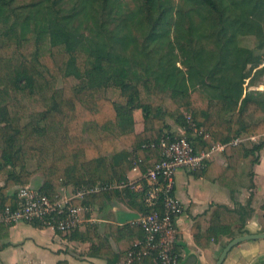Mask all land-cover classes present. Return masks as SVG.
I'll use <instances>...</instances> for the list:
<instances>
[{"label":"trees","instance_id":"16d2710c","mask_svg":"<svg viewBox=\"0 0 264 264\" xmlns=\"http://www.w3.org/2000/svg\"><path fill=\"white\" fill-rule=\"evenodd\" d=\"M13 1L0 0V174H6L0 186V211L17 205V189L11 194L8 190L26 186L34 172L42 174L38 190L51 201L58 198L61 185L77 190L126 182L134 167L144 173L159 161L157 144L165 134L178 135V127L186 129L185 137L195 151L208 150L212 143L224 144L225 172L236 174L246 162L249 181L239 184L254 187L252 169L264 143L231 142L264 134V91H244L243 87L246 66L260 58L237 44L239 37L255 35L261 40L259 46L263 45L264 0H182L218 41L214 68H204L210 56L203 48H188L187 43L201 33L187 16L189 27L185 36L176 35L175 46L187 67L184 78L179 77L180 68L170 54L161 52L155 58L163 46L149 48L158 39V45L166 43L171 49L173 38L156 34L170 24L173 7L169 0H140L127 14V19L146 23L150 29L141 49L133 37L113 36L121 53L114 50L109 37L100 40L97 34L78 33L65 22L21 18L9 8ZM116 1L75 0L73 10L79 3L86 13L98 12L103 20L104 11L111 10ZM182 19L179 16L174 22L177 32L182 30ZM130 42L132 50L127 49ZM137 54L145 61L136 59ZM150 54L158 65L153 66ZM258 73L263 74L264 67ZM135 110L143 119L140 132L135 130ZM183 112L191 114L195 127L206 136L187 129ZM28 160L36 161L34 172L27 169ZM123 191L131 201L139 199L142 214L151 210L143 204L142 195ZM118 194L116 189H103L85 194L82 203H100ZM249 202L233 208L212 204L192 222L194 244L207 250L223 238L230 241L249 233L243 230ZM108 227L119 234L142 235L138 225ZM99 253L106 257V264H116L117 257L109 248ZM134 263L154 264L151 257Z\"/></svg>","mask_w":264,"mask_h":264},{"label":"crops","instance_id":"0c3cea01","mask_svg":"<svg viewBox=\"0 0 264 264\" xmlns=\"http://www.w3.org/2000/svg\"><path fill=\"white\" fill-rule=\"evenodd\" d=\"M139 113L138 110L133 112L137 132L143 129V119ZM237 139L246 146H252L264 143V134ZM216 144L213 150L209 149L203 170L194 173L180 170L176 173L175 191L184 207V213L178 221L181 253L185 251V247L203 251L194 244L190 228L194 218L203 216L212 204L233 208L237 203L245 205L250 199V214L245 219L243 230L249 233H264V147L257 153L258 161L253 165L254 187L248 189L239 184V181L243 184L249 181L245 176L247 163H242L236 174L226 173L224 168L227 163L223 154L225 145ZM31 165L34 166L30 168ZM26 166L29 171L36 169L35 164H29L28 161ZM141 173L138 168H133L127 176L136 179ZM5 178V173L0 174V186L4 184ZM42 182V174L34 172L27 186L39 189ZM228 182L232 185L229 186ZM17 188L18 186H13L8 193L11 194ZM80 189L74 190L71 186L61 185L58 198L77 195ZM117 191V197L100 203H84L86 212L83 222L75 232H56L51 228L36 227L25 222L0 224V264H106V257L99 253L101 248L110 249L117 257L116 264H130L127 261V253L137 245L142 235L139 237L124 232L119 234L112 232L108 226L136 225L142 216L138 209L140 201H131L124 195L123 189ZM74 202L78 203V200ZM220 243L221 241L215 245ZM181 258V261L185 260L183 254ZM222 264H264V239L241 242L231 249Z\"/></svg>","mask_w":264,"mask_h":264},{"label":"built area","instance_id":"2783aa9c","mask_svg":"<svg viewBox=\"0 0 264 264\" xmlns=\"http://www.w3.org/2000/svg\"><path fill=\"white\" fill-rule=\"evenodd\" d=\"M183 116L187 129L206 136L201 129L195 127L189 112H183ZM176 131L178 135L165 134L160 139L157 144L159 161L136 179L127 178L126 182L108 186L81 188L77 195L54 201L38 189L27 185L18 187L17 205L7 206L0 211V224L25 222L51 228L56 232H71L83 222L86 210L82 200L85 194L109 188L128 189L142 195L143 204L151 208L136 222L142 230V238L127 253L128 263L151 257L154 264H178L181 259L178 251V221L184 213V207L175 191L176 173L180 170L190 173L203 170L209 149L213 150L217 144L212 143L208 150L195 151L192 142L185 137L186 129L178 127ZM240 142V139H234L231 143ZM76 199L78 203L74 202Z\"/></svg>","mask_w":264,"mask_h":264},{"label":"rangeland","instance_id":"374dc122","mask_svg":"<svg viewBox=\"0 0 264 264\" xmlns=\"http://www.w3.org/2000/svg\"><path fill=\"white\" fill-rule=\"evenodd\" d=\"M168 4L173 7V10L170 11L168 16V22H170V24L167 25L166 28L165 26L160 27V31H157L156 34H166L171 39L173 38V42H171V49L166 47V43L158 45V42L160 41L158 39L154 42H150L149 48L163 46L158 48L159 54L154 55L155 58L158 55L162 56L163 54L161 55V52L168 57L170 54V57H172L174 62H176V66L180 68L179 77H185L187 67L183 64L182 54L175 46L177 45L176 35L182 34L185 36L186 30L189 27V22L187 21L189 19L187 16H190V21L193 23V26L198 29V32H200L201 35L195 36L191 42L187 43L189 46L188 48L191 51H197L200 48H203V50L207 53V56H210V58L206 59V61L203 63L205 66L204 68H214L213 66L217 60L218 52V41L216 36H210V31L207 29L206 24L202 25L199 15L191 11V6L189 4H186L182 0H169ZM139 5L140 0H117L111 10L106 9L104 11L106 16L103 20L99 17L98 12L95 15L86 13L87 9L82 8L79 3L77 5L78 9L74 11L73 7L75 6V0H58L56 2H53V0H14L9 8L10 10L18 13L21 18L29 16L31 18L34 17L37 20H43L46 22H50L52 20L57 22H65L71 29L76 30L78 33H83L84 35L89 34V36L92 37L97 34L99 35L98 37L100 40H107V37H109L113 42V44H110H112L114 50L118 53H121V46L115 43L113 36H116L117 38L124 37V39L126 36H130L131 38L133 37L135 42L137 41L138 49H141L147 31L150 29V25H147L146 23H139L136 20L127 19V14L131 11H134ZM165 7H168V5ZM176 11H180V13L178 14ZM187 12L189 14H187ZM179 16H183L182 23L179 22L180 28L182 30L177 32L174 28V22L177 19L179 21ZM102 24L105 26H102ZM101 26L102 28H100ZM262 34L263 35H261V38L264 39V30H262ZM198 37L200 38L197 39ZM260 41L261 40L255 35L239 37L237 40L239 47L251 49L254 56L260 58V62L251 63L246 66L245 70H247L246 72L248 76L244 80V91H264V73H258L259 70L264 67V43L262 46H259ZM131 44L133 43L130 42L127 46V49ZM173 46L174 49H172ZM129 50H132V47H130ZM154 56L153 54L149 55V60H151L153 66L158 65L153 60ZM141 57L142 56L140 54L135 56L136 59L145 61ZM60 85L61 82L59 81L58 86ZM139 114V116H141V113ZM136 120L139 121L138 118ZM28 162L29 164L33 163L36 166V161L28 160ZM33 166L34 165H31L30 168ZM30 172H34V170ZM236 233L237 229L234 228L233 234ZM227 242L228 238H223L221 239L220 245L216 246L215 244H211L207 250H203L202 252L196 251L194 247H190L189 249L185 247V251H182L181 253L180 250V253L183 254V258L193 254L196 257V261H200L203 264H214L223 246Z\"/></svg>","mask_w":264,"mask_h":264},{"label":"water","instance_id":"95a60500","mask_svg":"<svg viewBox=\"0 0 264 264\" xmlns=\"http://www.w3.org/2000/svg\"><path fill=\"white\" fill-rule=\"evenodd\" d=\"M259 239H264V233H247L233 237L223 246L214 264H222L227 254L231 251V249L236 245L240 244L241 242H245L249 240H259ZM195 261H196V257L193 254H191L185 258L182 264H194Z\"/></svg>","mask_w":264,"mask_h":264},{"label":"flooded vegetation","instance_id":"af4514ba","mask_svg":"<svg viewBox=\"0 0 264 264\" xmlns=\"http://www.w3.org/2000/svg\"><path fill=\"white\" fill-rule=\"evenodd\" d=\"M182 263H183V261H180L178 264H182ZM194 264H203V263L200 261H195Z\"/></svg>","mask_w":264,"mask_h":264}]
</instances>
